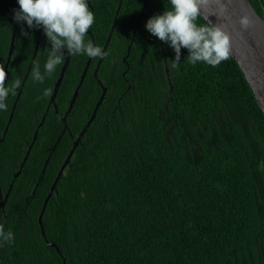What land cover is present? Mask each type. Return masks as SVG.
Returning a JSON list of instances; mask_svg holds the SVG:
<instances>
[{"label":"trees","instance_id":"obj_1","mask_svg":"<svg viewBox=\"0 0 264 264\" xmlns=\"http://www.w3.org/2000/svg\"><path fill=\"white\" fill-rule=\"evenodd\" d=\"M118 1L92 0L96 10L106 9L94 14L90 29L101 48ZM142 1H122L97 71L105 97L45 205V237L38 222L44 199L72 136L83 128L102 92L93 76L96 58L66 116L64 133L60 116L88 57L70 56L55 114L47 105L65 56L42 84L31 79L37 63L43 71L44 34L5 134L19 89L0 110L3 195L12 183L0 206V226L14 234L11 243L0 244V264H62L63 259L64 264H264V115L230 56L216 67L193 65L184 60L187 50L182 48L173 68V50L144 28L147 18L170 7L168 0H146L144 9ZM250 2L263 14L264 0ZM15 5L16 0H0L2 65ZM197 23L206 21L200 17ZM23 31L28 33L18 25L5 86L23 81L40 33L26 25ZM92 37L88 33L93 42ZM133 40L137 53L132 56L149 68L140 80L130 76L135 87L128 96L127 84L113 67ZM147 48L151 53L145 56Z\"/></svg>","mask_w":264,"mask_h":264},{"label":"clouds","instance_id":"obj_2","mask_svg":"<svg viewBox=\"0 0 264 264\" xmlns=\"http://www.w3.org/2000/svg\"><path fill=\"white\" fill-rule=\"evenodd\" d=\"M208 0H168L169 8L147 18L146 31L167 44L174 53L172 67H178L181 61V49L187 50L184 60L190 64L205 63L216 67L230 55V36L219 25L207 19L206 23H197L201 17V8ZM220 11H226L231 0H216ZM13 19L29 30H42L47 56L43 71L37 63L31 70L34 83H43L47 76L54 73L65 55L86 56L90 59L102 58L106 53L88 39V32L95 22L94 12L89 7V0H16ZM237 22L246 28L250 21L247 16L238 17ZM3 65L0 64V110L7 109L9 95H15L21 88L18 78L5 86L2 79ZM14 234L0 226V244L11 243Z\"/></svg>","mask_w":264,"mask_h":264},{"label":"water","instance_id":"obj_3","mask_svg":"<svg viewBox=\"0 0 264 264\" xmlns=\"http://www.w3.org/2000/svg\"><path fill=\"white\" fill-rule=\"evenodd\" d=\"M122 1L123 0L118 1L116 10H115V13L113 16L111 27L108 31L107 38H106L104 45L102 47V50L104 52H105L106 47H107V45L111 39ZM17 7H18V5L16 4L15 8H17ZM89 7H90V0H89ZM143 7H147V3H145V0H143ZM262 10H263V14H259L257 12V10L255 9V7L250 2V0H231V3H229L227 5L226 11L221 12L219 5L216 3V0H208V3L203 5L201 8V13H202L201 17L206 22H207L206 18H208L209 21H211L212 23H214L216 25H219L221 28H223L224 31H226L229 34L230 42H231V48H230V55L229 56L237 63L238 67L240 68V70L244 74L246 82L248 83L249 87L251 88L253 95L255 97V100H256L258 106L260 107V109L264 115V7ZM240 16H247L249 18L250 23L246 28H242L239 25V23L237 22L238 17H240ZM17 26H18V24L13 19V28H12L11 35H10L7 58H6L5 63L3 64V73L4 74H3L2 79H3L5 84H6V81L8 79V76H9L8 64L10 61L11 54L14 50V40H15V36H16V32H17ZM88 33L92 37V33L90 30ZM42 36H43V32H42V30H40V33H39L37 40H36V44L34 46L32 57L29 61L27 71L24 75V79H23L22 84H21V88L18 90L17 95L15 97V100L13 102L12 111L9 114V118H8L7 124H6L5 129H4V134L7 132L8 126L12 120L13 110H14L16 102L19 99V96L21 94L22 85H23L24 80L26 79V77L28 75L30 68H31L32 62L35 58V55H36V52L38 50V46H39V43H40ZM92 40H93V37H92ZM93 43H94V40H93ZM70 56L71 55H65V57H64V62L61 66L59 76L54 83V88H53L52 94L49 98V103L47 105V108H49L50 105L53 106L55 114L58 113L57 105L55 103V97L57 95L58 88H59L60 83L62 81V78L64 76L65 70L68 66ZM102 58H98L97 64L93 70V76H94V78H96V81H97L98 85L101 87L102 92H101L97 102L95 103V106L93 108L91 116L86 121L83 128L80 130V132L76 136V138L73 140L72 146H71L68 154L66 155L64 161L62 162L61 166L59 167L58 172H57V174H56V176H55V178H54V180H53V182L49 188V191H48V193L44 199L42 209H41V212H40L39 217H38V222L41 226V234L43 237H45V234H44V228H43V225L41 222V217L43 215L45 205H46L48 199L50 198V196H51V194H52V192L56 186L57 180L59 179L63 170L67 166V164L71 158V155L74 152L75 147L79 143V141H80L82 135L84 134V132L86 131L87 127L90 125V123L94 119L96 112H97L100 104L102 103L104 96H105V93H106V87L104 86L102 81L97 77V70L99 69ZM90 62H91V59L88 58L85 62L83 71L80 74V79H79V81H78V83H77V85H76V87L72 93L68 108H67L65 114L63 116H60V120L63 124V129H62L61 134L64 133L66 131V129H68V125L66 122V116H67L68 112L71 110L73 103H74V101L78 95L79 88H80V86L83 82V79L87 73V70L90 66ZM0 64H2V62H0ZM43 120H44V116L42 117L41 121L39 122L38 127L42 125ZM37 132H38V130L36 129L33 136H32V140H31L30 144L28 145V148L24 154L23 160L20 163L19 169L14 174V177L19 175L21 168L24 165V163H25V161H26V159L30 153L32 145H33L35 138L37 136ZM61 134L58 136L57 141L60 140ZM0 140H2V139H0ZM54 147L55 146H53V149H54ZM11 185H12V183L9 185V189L6 192L4 198L2 197V199H1V202H0L1 207L4 205V201L9 194V191L11 189ZM46 243L49 246H55L57 251L59 252L58 246L54 242H49L46 239ZM64 262H65V260L63 259L62 264H64Z\"/></svg>","mask_w":264,"mask_h":264},{"label":"flooded vegetation","instance_id":"obj_4","mask_svg":"<svg viewBox=\"0 0 264 264\" xmlns=\"http://www.w3.org/2000/svg\"><path fill=\"white\" fill-rule=\"evenodd\" d=\"M145 3H146V0H145ZM142 5H143V1H142ZM148 6L149 5L147 4V7ZM147 7H143V9L147 8ZM90 9L94 12V14L98 13L100 16L103 15L105 13V11H106L105 5H104L102 11L98 10V8L96 10L95 5L93 4L92 0H90ZM150 11H151V9H150ZM140 16H141V14H140ZM132 39H133V37L131 38V40ZM133 42H134V40L129 42L126 45L127 49H126V52L122 55L120 63H115L114 67H113V70H117L118 69V71L121 73V76L123 77V81L127 84L126 93L125 94H127L128 96L133 94V87H135L134 86L135 83H134V81L132 82V78L130 76L132 75L133 77H136L137 79L140 80L141 77L146 76L145 73H144V70L149 68V66L145 67V65L143 64V62L140 59L141 57L132 56L133 54L137 53L136 52L137 48L133 45ZM160 45L162 46L161 42H160ZM150 53H151V48L145 49V52H144L145 56H147ZM6 58H7V56H6ZM92 60L93 59H91L90 64L93 62ZM97 61H98V58H96L95 66L97 64ZM0 62H2L1 59H0ZM101 62H102V60H101ZM95 66H94V68H95ZM94 68H93V70H94ZM165 72H166V74H168V65H167L166 62H165ZM75 138H76V136H72V142H73V140ZM2 196H5V195H3L2 192L0 191V202H1Z\"/></svg>","mask_w":264,"mask_h":264}]
</instances>
